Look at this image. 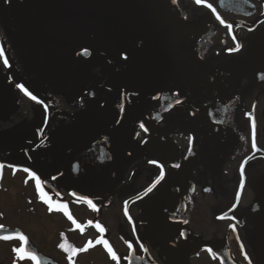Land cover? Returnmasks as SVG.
Masks as SVG:
<instances>
[{"label": "flooded vegetation", "instance_id": "af4514ba", "mask_svg": "<svg viewBox=\"0 0 264 264\" xmlns=\"http://www.w3.org/2000/svg\"><path fill=\"white\" fill-rule=\"evenodd\" d=\"M262 77L264 0H0V264H264Z\"/></svg>", "mask_w": 264, "mask_h": 264}, {"label": "snow or ice", "instance_id": "6c2138e0", "mask_svg": "<svg viewBox=\"0 0 264 264\" xmlns=\"http://www.w3.org/2000/svg\"><path fill=\"white\" fill-rule=\"evenodd\" d=\"M201 2H202V0H196V3H198V4H200ZM244 2L246 3L247 0H244ZM206 7H208V8H209V9H210V10L216 15V19H217L221 24L225 25L227 28H229V30H231V27H232L231 24H227V23L225 22V20H223V19L221 18V16L219 15V13L216 12V9L212 6L211 3L206 4ZM81 47H82V52H77V53H76L77 56H88V55H90V53H89V51H88V46H81ZM236 47H237V49H238V48H239V45L237 44ZM124 59L126 60L127 57L125 56ZM81 62H82V63H87V61H81ZM262 79H264V77H262ZM18 87H19V85H18ZM29 95H30V93H29ZM31 98H32L33 100L36 99L35 96H32ZM175 103L179 104L180 101H179V100H176ZM171 106H172L171 103H169L168 107L170 108ZM120 110H121V111H124V106H123V104L120 105ZM165 110H167V109H165ZM157 118H159V117H157ZM116 123L119 124L120 121L117 120ZM140 127H141L142 129H144V124L141 123V124H140ZM252 129H253V137H254V136H255V125H254V124L252 125ZM41 131H42V130H41ZM145 131H147V129H145ZM137 135H139V134H137ZM189 139L191 140V138H189ZM42 143H43V141H42ZM253 147H255V144H253ZM189 151H191V147L189 148ZM149 163H150V164H154V165H156V167H158V168L160 169V172H159V175L157 176L156 180L154 181V183H153L149 188H147V189L145 190V193H144L145 195H146L148 192H151L152 189L156 186V184L159 183L160 180L164 179V176H165V172H164V166H163V164H160V163H158V162L155 161V160H151V161H149ZM3 167H4L3 165H0V168H3ZM172 167H177V168H178V167H180V165H178V164H174V165H172ZM241 167H243V165H241ZM24 171H25V172H28L29 170H28L27 168H25ZM30 174H31V175H34V174H32V173H30ZM53 179H55V177H53ZM241 186H243V179L241 180ZM36 188H37V190H38V192H39L40 199L43 200L45 203L48 204V206H49V210L51 211V210H52V207H53L52 200L47 196V193L44 192L43 189L41 188V182H40V180H39L38 178H37V180H36ZM205 191H208V189H205ZM237 197H239V193H237ZM138 198H139V197H138ZM87 203H88L90 206L95 207V206L92 204V201H91V200H87ZM55 206H56L57 208H59V209H63V210L65 211V214H66V215L68 214V211H67V207H66V205H64V204H59V203H58V204H56ZM235 206H236V205L233 204L232 208H235ZM229 211H231V209H229ZM125 215H127V212L125 213ZM226 215H227V214L225 213V217H226ZM68 218H69V219H72V217H71L70 215H69ZM73 223H74V224L76 223L75 220H73ZM89 223H91V222H89ZM185 223H187V221H185ZM77 227H81V226H80V225H77ZM95 227H96L97 229H99L100 232H103V231H104V229L101 227V225H100L99 223H97V224L95 225ZM81 230H83V229L81 228ZM16 235L19 236V239H20L21 241H24V240H25V237H24L23 235H19V233H17ZM61 235H63V234H61ZM180 235H181V236H184V233L181 232ZM12 238H13V237H12L11 235H3V236H0V239H2V240H10V239H12ZM89 243H91V242H89ZM97 243H103L104 246L107 248V251H108V253L110 254L111 258H112L113 260H116V259H117L116 254L113 252L112 248L108 246V242H107L106 240H98ZM60 247H61V248H65V245H64V244H61ZM129 247L131 248V245H129ZM86 248H87V245H86ZM65 250H66V251H69L70 253H73V252H76V251H84L85 249H79V250H76V249L68 248V249H65ZM208 251H209L212 255H215V253L212 252L211 249H208ZM15 252H16V254H17L18 257H20V258H23V257H25V256L30 257L31 260L36 261V264H39V259H38L37 255H36L35 253H33L32 251H30V250H29V251H26L25 248L23 247V245H22L21 247H19V248H16V249H15ZM69 259L71 260V256L69 257Z\"/></svg>", "mask_w": 264, "mask_h": 264}, {"label": "water", "instance_id": "95a60500", "mask_svg": "<svg viewBox=\"0 0 264 264\" xmlns=\"http://www.w3.org/2000/svg\"><path fill=\"white\" fill-rule=\"evenodd\" d=\"M16 149V148H15ZM17 233H19V235H23L20 231L15 230V231H8V230H0V236L3 235H11L13 238H16L19 236L16 235ZM24 236V235H23ZM25 237V236H24ZM25 244H30L29 241L27 240V238L25 237V240L23 241ZM26 246V245H25Z\"/></svg>", "mask_w": 264, "mask_h": 264}]
</instances>
